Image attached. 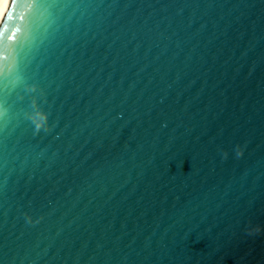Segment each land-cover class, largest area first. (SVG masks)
<instances>
[{
	"label": "water",
	"instance_id": "1",
	"mask_svg": "<svg viewBox=\"0 0 264 264\" xmlns=\"http://www.w3.org/2000/svg\"><path fill=\"white\" fill-rule=\"evenodd\" d=\"M1 16L0 264H264V0Z\"/></svg>",
	"mask_w": 264,
	"mask_h": 264
},
{
	"label": "bare ground",
	"instance_id": "2",
	"mask_svg": "<svg viewBox=\"0 0 264 264\" xmlns=\"http://www.w3.org/2000/svg\"><path fill=\"white\" fill-rule=\"evenodd\" d=\"M6 2H7V0H0V3H3L4 4V7L6 5ZM4 7L2 9H0V16L2 15V12L4 10Z\"/></svg>",
	"mask_w": 264,
	"mask_h": 264
},
{
	"label": "snow or ice",
	"instance_id": "3",
	"mask_svg": "<svg viewBox=\"0 0 264 264\" xmlns=\"http://www.w3.org/2000/svg\"><path fill=\"white\" fill-rule=\"evenodd\" d=\"M8 15V13L5 11L4 13H3V16H7ZM2 16H0V20H2ZM3 35V33H0V36H2ZM12 37H9V39H11Z\"/></svg>",
	"mask_w": 264,
	"mask_h": 264
},
{
	"label": "clouds",
	"instance_id": "4",
	"mask_svg": "<svg viewBox=\"0 0 264 264\" xmlns=\"http://www.w3.org/2000/svg\"><path fill=\"white\" fill-rule=\"evenodd\" d=\"M4 7L3 3H0V9H2Z\"/></svg>",
	"mask_w": 264,
	"mask_h": 264
}]
</instances>
